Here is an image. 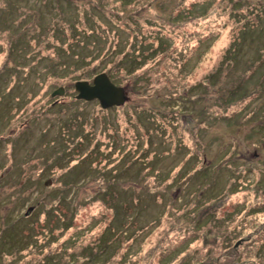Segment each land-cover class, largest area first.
<instances>
[{"label":"rangeland","instance_id":"rangeland-1","mask_svg":"<svg viewBox=\"0 0 264 264\" xmlns=\"http://www.w3.org/2000/svg\"><path fill=\"white\" fill-rule=\"evenodd\" d=\"M260 7L0 0V264H264Z\"/></svg>","mask_w":264,"mask_h":264},{"label":"water","instance_id":"water-1","mask_svg":"<svg viewBox=\"0 0 264 264\" xmlns=\"http://www.w3.org/2000/svg\"><path fill=\"white\" fill-rule=\"evenodd\" d=\"M74 89L77 91L75 98L78 100L90 101L96 99L101 108L106 109L111 106L122 105L129 96L126 88L121 85H116L110 80L106 72L96 74L91 81L78 80L74 83ZM65 88L59 86L51 92V96L63 95ZM51 181L44 182L45 185L50 184ZM32 208H28L26 215Z\"/></svg>","mask_w":264,"mask_h":264},{"label":"trees","instance_id":"trees-1","mask_svg":"<svg viewBox=\"0 0 264 264\" xmlns=\"http://www.w3.org/2000/svg\"><path fill=\"white\" fill-rule=\"evenodd\" d=\"M259 9H264V8L260 7ZM254 20H256V18H254Z\"/></svg>","mask_w":264,"mask_h":264}]
</instances>
